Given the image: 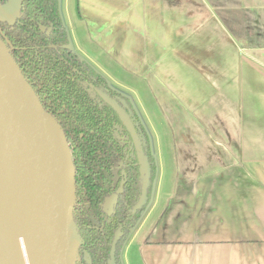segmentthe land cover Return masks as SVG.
<instances>
[{
  "label": "crops",
  "instance_id": "obj_1",
  "mask_svg": "<svg viewBox=\"0 0 264 264\" xmlns=\"http://www.w3.org/2000/svg\"><path fill=\"white\" fill-rule=\"evenodd\" d=\"M61 8L73 48L149 129L155 184L122 264H264V0Z\"/></svg>",
  "mask_w": 264,
  "mask_h": 264
},
{
  "label": "trees",
  "instance_id": "obj_2",
  "mask_svg": "<svg viewBox=\"0 0 264 264\" xmlns=\"http://www.w3.org/2000/svg\"><path fill=\"white\" fill-rule=\"evenodd\" d=\"M0 38L42 108L60 124L65 136L73 166L72 218L80 241L76 253L80 260L75 264H107L117 227L122 237L115 260L122 264L124 244L149 202L132 212L139 194V173L131 165L113 215L102 212L101 204L110 194V167L123 158L129 145L114 112L92 93L93 87L105 81L69 48L58 0H23L16 24H0ZM149 162L154 169L152 156Z\"/></svg>",
  "mask_w": 264,
  "mask_h": 264
},
{
  "label": "water",
  "instance_id": "obj_3",
  "mask_svg": "<svg viewBox=\"0 0 264 264\" xmlns=\"http://www.w3.org/2000/svg\"><path fill=\"white\" fill-rule=\"evenodd\" d=\"M22 0L0 1V22L12 26ZM130 132L142 173L132 212L145 203L150 166L129 116L99 92ZM73 166L60 124L41 106L0 38V207L11 236L14 264H75L79 237L72 218ZM115 196L103 206L113 210ZM112 239L107 264H116ZM0 264H10L0 246Z\"/></svg>",
  "mask_w": 264,
  "mask_h": 264
},
{
  "label": "flooded vegetation",
  "instance_id": "obj_4",
  "mask_svg": "<svg viewBox=\"0 0 264 264\" xmlns=\"http://www.w3.org/2000/svg\"><path fill=\"white\" fill-rule=\"evenodd\" d=\"M0 1H1L2 4H4L7 0L5 2H2V0H0ZM58 2H59V10H60L61 18H62L63 24L65 26V29H66V32H67V35H68V40H69V45L68 46H69V48L72 51H74L79 57L84 59L92 67V69L101 77V79H103L105 81V85L104 84H98L96 87H93L94 89H91L93 91L92 92L93 95L98 100H100L104 105L108 106L114 112V114L116 115L117 119L119 120L121 126L126 131L127 136L129 138V145H128V147L125 150L123 158L121 160L116 161L110 167V170H109V173H108L109 181L107 183L108 184V188H109L108 189V193L110 192V194H108L104 198V200H103V202L101 204L102 212L105 215H107V216H112L113 215L115 204H116L119 192H120L124 182L126 181L127 175L130 173L131 165H134L136 167L138 173H139V178H137V184H138V187H139V194H138V198H139L140 193H141V185H142V173L140 171V164H139L138 157H137V151L135 149V146H134V143H133V140H132L130 132L127 130V128L125 127L123 122L120 120L117 112L109 104H107L103 100V98L101 97L99 92H101V93L107 95L109 98L115 100L119 104V106L124 110V112L129 116V119H130L131 123L133 124L135 133H136L137 137L140 140L142 153L144 154L145 157H147V160H148V163H149V166H150V176H149V184H148V186L146 188V200H145V203H144V205H145L146 202H149V200H150L149 199L150 198V190L152 189L153 185L155 184V178H156V173H157V163H156L155 157H154L153 152H152L151 139H150L149 129L147 127V124L145 123V120L143 118L141 110H140L138 104L135 102L134 98L128 92L120 90L115 85H113L111 80L103 72H101L96 66H94L91 62H89V60L84 58L82 55H80L73 48L72 42H71V38H70V33H69V30H68V26H67V24L65 22V18H64L63 13H62L61 0H58ZM22 4H23V0H22ZM21 9H22V5H21ZM20 13H21V10H20ZM19 17H20V15H19ZM18 18H17L16 22L18 21ZM16 22L14 23V25L16 24ZM0 24H5V25H7L9 27H13L14 26V25L10 26L7 23H3V22H0ZM49 33H50V28H48L47 31H46L47 35ZM134 105H136V107ZM149 156H152L153 159H154V169L150 165ZM112 196H115L114 203H113V210H112L111 214H107L103 210V206H104L105 201L108 198L112 197ZM145 210L143 212V215L145 213ZM143 215H142V217H143ZM118 229L121 232V236H120V238H121L122 237V231H121L120 227H117L115 229V231L113 233V237H114V235H115V233H116V231ZM113 237H112V239H113ZM120 238L118 239V241L120 240ZM118 241H117V243H118ZM111 242H112V240H111ZM117 243H116V245H117ZM115 249H116V247H115Z\"/></svg>",
  "mask_w": 264,
  "mask_h": 264
},
{
  "label": "bare ground",
  "instance_id": "obj_5",
  "mask_svg": "<svg viewBox=\"0 0 264 264\" xmlns=\"http://www.w3.org/2000/svg\"><path fill=\"white\" fill-rule=\"evenodd\" d=\"M0 246L7 256L10 264H14L11 236L6 226V218L0 207Z\"/></svg>",
  "mask_w": 264,
  "mask_h": 264
},
{
  "label": "rangeland",
  "instance_id": "obj_6",
  "mask_svg": "<svg viewBox=\"0 0 264 264\" xmlns=\"http://www.w3.org/2000/svg\"><path fill=\"white\" fill-rule=\"evenodd\" d=\"M61 4H62V0H61ZM63 16H64V15H63ZM129 97H130V96H129ZM146 99H148V98H146ZM147 101H148V103H149V107H151L152 109H154L153 106H152L153 103H152L151 99H150V100L148 99ZM134 106L136 107V105H134Z\"/></svg>",
  "mask_w": 264,
  "mask_h": 264
}]
</instances>
